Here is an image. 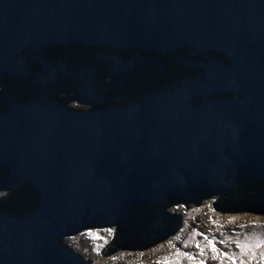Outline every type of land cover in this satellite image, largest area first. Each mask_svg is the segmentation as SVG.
<instances>
[{"label":"water","instance_id":"1","mask_svg":"<svg viewBox=\"0 0 264 264\" xmlns=\"http://www.w3.org/2000/svg\"><path fill=\"white\" fill-rule=\"evenodd\" d=\"M68 43L207 54L137 104L77 111L22 94L0 111V170L22 188L0 202V264H91L63 238L105 225L129 226L120 249H147L182 226L169 200L264 182V0H0V76ZM219 200L264 213V190L234 210Z\"/></svg>","mask_w":264,"mask_h":264},{"label":"flooded vegetation","instance_id":"2","mask_svg":"<svg viewBox=\"0 0 264 264\" xmlns=\"http://www.w3.org/2000/svg\"><path fill=\"white\" fill-rule=\"evenodd\" d=\"M206 54L207 52L199 53L189 48L158 53L148 49L121 51L73 43L47 46L42 52L27 51V62L32 66L29 74L0 76V99L3 101L0 102V111L11 110L9 107L22 94H26L28 98L36 97V100L43 103L54 101L61 107L77 111L94 112L120 104H137L147 95L158 94L168 84L197 76L199 71L194 65L204 59ZM115 58L128 64L124 73L117 71ZM43 73L46 78L41 77ZM121 99L123 100L120 101ZM7 103L10 104L4 106ZM0 182L6 184L2 187L0 183V191L15 188L9 180ZM9 194L1 196L0 202H4ZM178 200L172 202L171 207L183 206L184 203L188 206L195 199ZM216 204L219 205V201ZM219 207L221 208V204ZM105 226H116V235L129 228L123 225ZM112 243L117 249L125 248V243H119L116 237Z\"/></svg>","mask_w":264,"mask_h":264},{"label":"rangeland","instance_id":"3","mask_svg":"<svg viewBox=\"0 0 264 264\" xmlns=\"http://www.w3.org/2000/svg\"><path fill=\"white\" fill-rule=\"evenodd\" d=\"M219 198L215 195L203 198L198 206L189 203V208L177 205L167 209L182 215V226L147 249H118L103 256L116 226L84 229L66 236L63 242L91 259V264H264V213L222 212L213 205Z\"/></svg>","mask_w":264,"mask_h":264},{"label":"trees","instance_id":"4","mask_svg":"<svg viewBox=\"0 0 264 264\" xmlns=\"http://www.w3.org/2000/svg\"><path fill=\"white\" fill-rule=\"evenodd\" d=\"M8 169H1L0 170V177L1 180L3 182H5L7 180L6 176L8 175ZM0 180V181H1ZM1 183V186L4 187L6 184ZM264 190V182L262 183H257V182H251L250 181H243L237 188L232 189L231 191H226L223 193H218L215 195L220 196V200H219V205L221 204V208L222 210L225 211H229V210H234V205L236 206V204L238 203H242V205H251L252 204V200L254 199V197L259 196V193ZM9 191L8 193H10L5 200H3L5 203H10L8 201H10L11 197L13 194H17L20 193L22 191V188L19 186H15V188L13 189H9V188H5V190L0 191V193L2 192V194H0V197L3 196V194ZM208 197L206 196H202L200 199H195L193 203H200L202 201L203 198ZM210 197V196H209ZM213 197V196H211ZM174 199L176 200H169L168 204L169 207H171V203L174 201H179V197H175ZM4 203V204H5ZM185 205V203H184Z\"/></svg>","mask_w":264,"mask_h":264},{"label":"snow or ice","instance_id":"5","mask_svg":"<svg viewBox=\"0 0 264 264\" xmlns=\"http://www.w3.org/2000/svg\"><path fill=\"white\" fill-rule=\"evenodd\" d=\"M213 250H214V251H216V249H215V248H214ZM185 255H187V254L185 253Z\"/></svg>","mask_w":264,"mask_h":264},{"label":"bare ground","instance_id":"6","mask_svg":"<svg viewBox=\"0 0 264 264\" xmlns=\"http://www.w3.org/2000/svg\"><path fill=\"white\" fill-rule=\"evenodd\" d=\"M158 244V243H157ZM134 250V249H133Z\"/></svg>","mask_w":264,"mask_h":264}]
</instances>
